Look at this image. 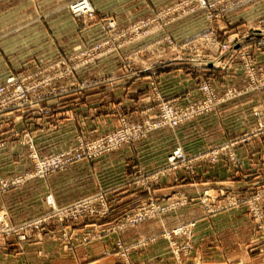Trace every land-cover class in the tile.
<instances>
[{"label": "rangeland", "instance_id": "obj_1", "mask_svg": "<svg viewBox=\"0 0 264 264\" xmlns=\"http://www.w3.org/2000/svg\"><path fill=\"white\" fill-rule=\"evenodd\" d=\"M78 1L81 0H48L44 10H42L44 5L36 2L29 3L27 0H8L2 4L5 10L0 19V84L12 75L16 77L33 76L27 81V86L33 88L30 90L27 99L14 98L12 104L7 103L10 99L8 101L0 99V126L19 123L29 126L50 125L58 119L54 118L53 115L50 117L53 111L52 107H56L58 103L51 102L49 108H45L42 106L43 102H47L49 99H59V97L74 90L82 91L92 86H100L118 75L139 72L136 69L137 66L142 68L143 65L148 66L149 64L156 66L175 61L189 65V69L196 74L195 82L196 87L199 88L200 96L193 100L184 101L179 98H164L161 93L163 85L155 82L156 85L150 93L157 103V108H153L152 104L146 105V113H144L142 120H129L119 110L120 114L114 118L115 122L109 126L108 130L91 135H77L69 141L68 148H60L56 143L57 140H55L49 144L50 149L41 150V142L38 143L33 132L25 129V127L21 133L14 135L12 139L10 138L24 147L19 153L26 155L31 164L26 171L16 174L3 175L0 172V183L19 184L11 186L5 191H0V197L4 198L10 193V190L15 188L16 191L20 189L18 193L22 191V195L15 194L9 200L10 202H7L8 204L4 203L8 211L0 214L11 226L19 227L18 233H8L0 229V264H78L73 257L75 252L79 250L80 246L85 249L82 243L90 242L98 247L102 245L104 247L102 248V255L114 257V264H136L129 257V251L134 244L133 242L126 243L123 240L122 232L141 222L125 224L124 226L121 223L126 222L128 216L135 215L139 210H147L153 204L162 208L167 207V209L149 216L146 220L163 218L170 211L192 202V198L183 191H177L180 194L174 192L169 194L165 200L147 199L138 205L134 211L115 212V217H120L112 227L96 229L86 224L89 220L102 221L111 213L104 216L87 213L75 219L66 218L63 220L58 216H53L46 221L44 217L52 214L51 207L47 203V196L49 194H52L54 198L55 196L50 192L45 193L41 190V186L30 192L31 188L28 190L27 187L28 181L36 179L34 182L42 184L43 178L52 173L64 171L78 161L63 170L40 176L37 174L39 171L38 159L62 151L78 149L79 141L97 140L104 135L117 131L116 129L122 127L124 122L130 124L157 123L163 117L167 106L173 105L178 111H181L189 105H199L195 107L200 111L206 103L211 105V102L207 100L209 93L202 87L205 84H208L210 91L218 99L224 100L217 102L216 105H211L209 111H200L196 114L197 116L179 125L170 126L167 123L164 124L166 126L147 130L141 134V138L132 139L120 148L111 150L100 157L114 151L117 152L124 146L142 142L158 129L175 130L186 123L199 121L214 110H216L215 115L211 119L204 120L207 127L214 123L215 125L223 124V116H225L227 124L233 125L235 119L226 115L229 113L217 114L221 103L232 101L233 98L247 93L264 91V87L244 91L252 79L264 76V34H261L259 30V28L264 29V0H240L234 4L230 3V0H206L209 3L207 7H204L199 0H87V7L80 9L75 6ZM35 7L38 8L36 12L38 14L26 18V11L32 14L36 11ZM5 11L7 15H5ZM11 13H17V18L7 20ZM20 14L23 15L20 16ZM42 17L44 29H40L38 25V21ZM34 33L40 34L36 36ZM249 38L252 39L248 41L249 44H246L245 47L253 55L252 59L237 56L234 51L225 53L223 48L218 46L219 44H215L216 42H226L228 45H237L244 43ZM42 45L43 48H41ZM101 52L103 53L100 54ZM64 58L68 59L70 69L66 65L53 66L54 63ZM96 60L103 61L98 67L89 68L85 71L87 68L84 67ZM223 61L224 64H218ZM208 65L218 67L219 70L205 71L203 68ZM118 67H120L119 70ZM149 67L151 66L149 65ZM65 72L68 73L65 75L66 77L72 79L76 75L75 78L78 79L76 81L72 79L68 83H74L71 89L63 93L62 87L68 84L59 85L56 83L58 80L55 77ZM46 77L53 78L52 82L45 83ZM239 78L240 84L236 81H239ZM206 79L208 80L206 81ZM86 81L97 82V84L89 85V83H85ZM238 91H242V93L236 94ZM101 98L99 97L98 100L101 101ZM263 103L264 101L257 98L256 104L252 106L251 112L254 121L248 129L229 131L230 129L227 128L225 130L226 136L222 140L220 133L217 132L215 140L217 138L219 142L216 141L214 145L200 149L193 154L186 152L180 140L174 141L176 144L174 143L175 146L171 147L166 160L156 165V168L152 170L151 179L147 180L146 177H142L143 170L136 168L134 183L139 187H145L143 189H149L151 182L158 180H161L162 182L159 183L163 185L187 180V173H190L189 176H191L197 166L195 165L196 162H192L194 159L197 162L200 161L199 163L206 164L209 168L215 165L214 163L226 160L237 166L235 171H247L250 167L247 164L239 163L237 148L250 139H264V116L255 112L256 110L264 112ZM27 118L33 119L27 122ZM194 127L196 129V126ZM86 128H88L87 125ZM45 133L51 134V132ZM34 134H36L35 131ZM4 143L5 140L0 141L1 145ZM179 149L183 152L185 159L175 155ZM47 150L50 152H45ZM216 152H218V160L216 158L215 161L212 157ZM173 155L176 157L175 161H172ZM232 155L235 158H232ZM90 159L95 158L82 160ZM142 180L144 181L142 182ZM92 182V180H83L81 197L77 198L76 195V199L59 205H70L92 195H102L104 201L98 200L95 203L99 207L107 205L111 210L112 202L107 194V189L100 188L91 192L90 185H93ZM256 185L258 186L255 188L250 189L251 186H248L242 191L223 187L222 190L218 189L219 194L205 191L199 196V202L204 207L206 214L236 207L237 212L240 211L241 214L249 216L252 222L247 223L240 245L234 246L233 238L229 239V243H227L220 242L221 239L215 236L211 237L210 241L205 242V244L199 243L200 247L196 246L193 242L196 220L190 219L164 227L158 233L147 237L146 240L151 241L148 245L154 242L167 243V251L164 252L163 257L159 258L161 264H264V241L259 238V236L264 235V186L259 182ZM215 195L216 197H226V200L218 201L219 197L213 198ZM64 196L68 201L74 197V194L70 191ZM193 222H195L194 225ZM1 224L0 221V227ZM182 224L192 228V238L173 235L175 236L174 239L179 244L191 241L192 246L190 252L187 253L182 248L177 255L164 234L167 231L172 232L174 228ZM232 236V234L229 235V237ZM246 236H248L247 239H244ZM108 237H115L112 248L104 246V241ZM152 238L155 240L153 241ZM118 242L121 246L118 245ZM99 249L101 251L100 247Z\"/></svg>", "mask_w": 264, "mask_h": 264}, {"label": "crops", "instance_id": "obj_2", "mask_svg": "<svg viewBox=\"0 0 264 264\" xmlns=\"http://www.w3.org/2000/svg\"><path fill=\"white\" fill-rule=\"evenodd\" d=\"M7 1L0 0V19L3 16L2 12L5 10L2 4ZM27 1L29 3L36 2L44 5L42 6V10L46 9L48 3V0ZM35 9L36 11L32 14L26 11L25 15H27L24 16L26 18L34 16L38 11L37 7ZM23 14H20V16ZM5 15H7L6 11ZM9 15L7 20L17 18V13ZM43 21V17L38 21L40 29L45 28ZM34 34L37 36L40 33ZM41 48H43V45ZM101 61L103 60H96L87 67H84L87 68L85 71L89 68L98 67ZM218 64H224V61ZM149 65L154 67V69H150ZM149 65H143L142 68L137 66L136 69L139 72L118 75L116 78H112L111 81L108 80L100 86H92L82 91L74 90L59 97V99H49L47 102H43L42 106L45 108H49L51 102L58 103L56 107H52V114H49L50 117L53 115L54 118L58 119L54 120L55 122H52L50 125L29 126L23 123L1 125L0 141L5 140V143L4 145L0 144V172L3 175H11L26 171L29 168L31 164L29 158L19 153L24 147L18 142L11 140L14 135L21 133L24 127L33 132L38 143L41 142V150L44 148L50 149L49 144L55 142V140H57L56 143L60 148H68L70 145L69 141L77 135H91L108 130L109 126L115 122L114 118L120 112L122 115L125 114L129 120H142L144 113H146V105L152 104L153 108H157V103L150 93L151 89L156 85L155 82L163 85L161 93L164 98H179L184 101L187 99L193 100L200 96L198 92L199 88L196 87L197 84L195 82L196 74L189 69V65L175 61L156 66ZM217 68L208 65L203 69L213 72L219 70ZM141 69L143 71L140 72ZM223 69L229 68L225 67ZM75 77L76 75L72 79L76 81L78 78ZM72 79L64 77L58 79L56 83L65 85L72 81ZM236 81L238 84L241 83L240 78L239 81ZM99 97H102L101 101L98 100ZM257 98L260 101H264V91L260 93H247L233 98L232 101L221 103L217 114H222L221 112L225 114L229 113L226 115H230L231 118L235 119L233 125L227 124L225 116H223V124L219 123L215 125L214 123L207 127L204 120L211 119L216 113V110H214L207 117L200 119V122L192 121L191 123L181 125L175 130L168 128L158 129L148 139L135 145L124 146L117 152L114 151L95 159L78 161L64 171L55 172L43 178L42 184L34 182L36 179H31L27 183L28 190L31 188L30 192H32L41 186V190L45 191V193H53L57 203L62 205L74 200L76 195L77 198H80L83 180H92L93 185H90V191H97L100 188L107 189V194L110 196L112 202L111 215H108L102 221L89 220V224L86 223L89 227H95L96 229L115 225L120 217H115V212L134 211L138 205L147 199L157 198L161 201L165 200L169 194L174 192L175 194H180L177 191H183L188 197L192 198V202L187 203L185 206H180L174 211H170L163 218L148 219L136 226L123 230V240L126 243L133 242L134 244L129 251V257L136 264H161L159 258L163 257L164 252L167 251V243L154 242L148 245L151 241L146 240L147 237L158 233L164 227L190 219L196 220L194 228L195 238L193 241L196 246L200 247V244L209 242L210 238L215 236L221 239L220 242L227 243H229V239L233 238V245H240L243 241L242 235L247 223L252 222L249 216L241 214L242 212L240 211L237 212L236 207L213 214H206L204 207L199 202V196L205 191L219 194V188L221 190L232 188L236 191H242L243 188L251 186L250 189H252L258 186L256 185L257 182L264 186V139L256 140L253 138L239 145L237 148L239 163L247 164L250 167L247 171L243 170L244 172L240 170L235 171L237 166L230 161L222 160L214 163L215 165L209 168L206 164L199 163L200 161L197 162L194 159L192 162H196L195 165L197 166L191 176H189L190 173H187V180L171 182L168 185H163L159 183L162 181L158 180L151 182L149 189H143L145 187H139L134 183L133 179L136 168L143 170L142 177H146L147 180L151 179L152 170L156 168V165L166 160L167 154L171 147L175 146L176 143L174 141L176 140H180L186 152L193 154L200 149L214 145L216 141L219 142L217 138L215 140L217 132L220 133L222 140L226 136L225 130L227 128L230 129L229 131L248 129L254 121L251 108L256 104ZM36 110L38 111V109ZM31 119L27 118L26 121L28 122ZM86 125L88 128H86ZM194 126H196V129ZM34 131L36 134H34ZM45 132H51V134L47 135ZM45 152L48 153L50 150ZM19 190L16 191V188L12 189L9 191L11 194L5 195L4 198L0 197V214L8 211L4 203L8 204L7 202L13 195H22V191L18 193ZM70 191L74 194V197L67 201L64 195ZM215 197L216 195L213 196V198ZM225 200L226 197L218 198V201ZM231 234L233 236L229 237ZM250 236L252 235L250 234ZM247 237H244V239H247ZM114 238L108 237L104 241L105 245H103L106 248H112L115 242ZM259 238H262V241H264V235L259 236ZM152 239L153 241L155 240L154 238ZM82 244H84L85 249H82V246H80L73 256L78 264H114V257L102 255V248H104L102 245H99L100 251L99 247L91 242ZM82 250L84 252H81Z\"/></svg>", "mask_w": 264, "mask_h": 264}, {"label": "built area", "instance_id": "obj_3", "mask_svg": "<svg viewBox=\"0 0 264 264\" xmlns=\"http://www.w3.org/2000/svg\"><path fill=\"white\" fill-rule=\"evenodd\" d=\"M199 1H201L204 7L205 6L207 7L209 5V3L206 0H199ZM237 1H240V0H230V3L234 4ZM87 5H88L87 0H81V1H78L75 6L76 8L80 9L83 7H87ZM256 30L257 31L260 30L261 34H264V29L261 30V28H259V30L258 29ZM252 38H249L244 43H239L237 45H233V44L228 45L226 42H221V43L216 42L215 44H219L218 46H221V48H223L225 53L234 51L235 55L237 56L240 55L241 57L252 59L253 55L250 53V51L247 50V47H245L246 44H249L248 41H250ZM223 50L221 51L223 52ZM102 53L103 52H101L100 54ZM249 54L251 55L249 56ZM60 65H64V66L66 65L67 68L70 69L69 61L66 58L61 59L53 64V66H60ZM150 68H152V66ZM152 69H154V67ZM66 74L68 73L67 72L61 73L60 75L56 76L55 79L58 80L63 77H66L65 76ZM32 77L31 76L16 77L13 75L9 76L3 83L0 84V97L3 96L0 99H2L3 101H8V99H10L7 102L8 104H12L14 98L27 99L28 94L30 93V90L33 88V87L27 86V81H29ZM52 80L53 78H50V77H46L44 79L45 83L47 84L51 83ZM207 80L208 79H206V81ZM85 83H89V85L97 84V82H93V81L91 82L86 81ZM73 84L71 83V84H68L67 86L64 85L65 87H62L61 91H63V93L68 92L71 89ZM202 87L206 92L209 93L207 100L211 102V105L213 104L216 105L217 102L224 100V99H218L215 96V94L212 91H210V87L208 86V84H205ZM263 87H264V76L258 79L257 78L252 79V81L249 83V86L244 91L246 92L250 90H257ZM240 93H242V91H238L236 94H240ZM211 105L209 106V104L206 103L205 105H203V108L200 111L201 112L209 111ZM195 106H199V105H189L187 107H184V109L181 111H178L173 105L167 106L163 113V117L157 123L148 122L146 124H141V123L140 124H137V123L130 124V123L124 122L122 127L116 129L117 131L104 135L103 137L97 140L90 141V142L83 141V140L79 141L78 149H75V150L70 149V150L62 151L52 156L38 159L37 164L39 166V171L37 174H39L40 176L47 175L48 173H51L54 171L63 170L67 168L70 164L76 161H79L85 158L100 157L101 155L107 152H110L111 150L120 148L123 144L128 143L132 139L141 138L142 136L141 134H143L144 132L152 128L166 126L164 124H167V123L170 124V126L179 125L180 123H183L191 119L192 117L197 116L196 114H198L200 111H198L197 107ZM255 112L256 114H260L264 116L263 111L256 110ZM217 154L218 152H216L215 155L212 157L214 160L217 158ZM175 155H178L182 159H185L181 149H179L175 153ZM175 155L171 157L172 161L176 160ZM232 158H235V156L232 155ZM216 160H218V158ZM29 177H32V176H29ZM17 184L10 183V182L0 183V191L1 192L5 191L11 186H17ZM98 200H101V202H103L104 201L103 196L102 195L100 196L92 195L88 198L77 201L70 205L61 206L56 202L53 195L49 194L47 196V203L51 207L52 214L44 218L47 221L53 216H58L60 217L61 220H63L66 218L75 219L87 213L100 214L102 216L108 215L110 213L109 206L103 205L99 207L97 203H95ZM166 209L167 207L162 208L159 205L153 204V206L147 210H144V211L139 210L135 215L128 216L126 222L121 223V225L124 226L125 224H136V223L142 222L146 220V218H148L149 216L160 213L162 210H166ZM0 221L2 223L1 224L2 226L0 227L1 230L7 231L8 233H18L17 229L19 227L11 226L7 220L3 219V215H0ZM194 224L195 222H193V225ZM164 235L171 243V246L174 248V251L177 253V255L179 254V251L182 248H184L187 251V253L190 252L191 246H192L191 241L186 242L184 244H179L174 239L175 236H173V235H181V236L187 237L188 239H191L192 238V228L189 225H183V224L179 225L176 228H174L172 232L167 231ZM22 237L24 238V235H22ZM118 245H120V242H118ZM107 253H109V251H107Z\"/></svg>", "mask_w": 264, "mask_h": 264}]
</instances>
